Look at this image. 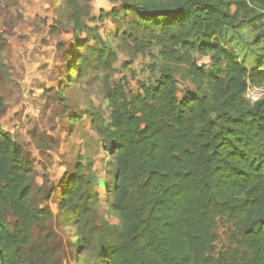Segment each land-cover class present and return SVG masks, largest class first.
<instances>
[{"label":"trees","instance_id":"trees-1","mask_svg":"<svg viewBox=\"0 0 264 264\" xmlns=\"http://www.w3.org/2000/svg\"><path fill=\"white\" fill-rule=\"evenodd\" d=\"M56 1L73 31H84L88 0ZM122 8L140 27H158L176 46L159 52L178 55L175 62L186 67L161 64L150 87L130 100L122 88L108 92L111 127L95 130L99 168L109 159L113 169L102 174L109 178L100 188L95 160L80 157L59 191L60 217L79 222L88 200L111 198L120 230L98 264H264V99L249 104L243 97L247 82L264 83V55L249 69L223 44L240 18L254 43L264 42V0H125ZM92 51L103 64L104 47ZM193 51L209 56L211 68L199 65ZM36 174L0 126V264H20L31 225L53 216L34 203L41 190ZM74 239L81 249L84 239L79 233Z\"/></svg>","mask_w":264,"mask_h":264},{"label":"rangeland","instance_id":"rangeland-1","mask_svg":"<svg viewBox=\"0 0 264 264\" xmlns=\"http://www.w3.org/2000/svg\"><path fill=\"white\" fill-rule=\"evenodd\" d=\"M124 1L88 0L85 29L76 33L66 22L68 11L60 10L56 0H0V126L12 134L35 166L34 181L41 190L35 193L34 203L53 212L31 225L27 254L20 264H98L101 251L116 240L120 230L111 198L88 200L87 212L76 217L80 221L73 223V216L68 223L60 217L59 191L74 177L83 156L95 160L93 181L98 187L108 180L102 174L113 167L108 159L104 169L99 168L102 142L95 128L105 132L111 127L109 91L122 88L130 100L150 87L161 64L186 67L175 62L178 55L172 59L159 52L162 46H176L158 27H140L125 16ZM114 9L116 16L110 14ZM235 23L239 24L228 29L223 44L251 69L264 55V42L254 43V32L242 18ZM101 46L103 64L92 51ZM69 51L75 53L77 69L72 72ZM191 55L199 65L211 68L209 56L194 51ZM73 115L81 118L71 122ZM218 227L223 239L225 227L222 222ZM78 233L84 239L81 249L74 239Z\"/></svg>","mask_w":264,"mask_h":264},{"label":"built area","instance_id":"built-area-1","mask_svg":"<svg viewBox=\"0 0 264 264\" xmlns=\"http://www.w3.org/2000/svg\"><path fill=\"white\" fill-rule=\"evenodd\" d=\"M243 97L249 104H254L260 100L264 99V83L262 84H253L247 82Z\"/></svg>","mask_w":264,"mask_h":264}]
</instances>
